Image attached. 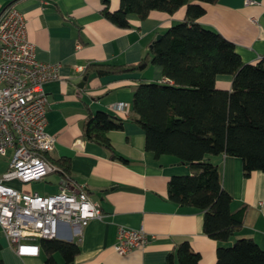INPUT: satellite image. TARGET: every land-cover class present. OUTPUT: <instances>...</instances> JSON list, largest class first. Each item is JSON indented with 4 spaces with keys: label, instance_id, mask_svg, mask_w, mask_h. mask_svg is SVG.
<instances>
[{
    "label": "crops",
    "instance_id": "0c3cea01",
    "mask_svg": "<svg viewBox=\"0 0 264 264\" xmlns=\"http://www.w3.org/2000/svg\"><path fill=\"white\" fill-rule=\"evenodd\" d=\"M103 1L0 0V14L14 5L26 20L35 58L58 65V79L44 85L48 98L45 132L55 138L48 160H68L70 177L86 186L101 214L82 229L79 243L64 240L78 247L72 264H167L182 242L199 254L200 264H215L217 244L202 232V213L167 198L170 177L189 175V166L171 156L156 158L145 150L144 132L131 120L135 87L166 83L161 69L148 65L140 71L119 69L118 73L102 74L96 67L86 70L90 66L136 65L158 35L184 19L185 7L172 15L153 11L143 20L132 15L129 27L122 29L102 16ZM106 1L111 11L118 9L119 0ZM247 1L204 4L205 13L197 23L231 41L242 61L254 64L264 57V0H252L256 4L250 5ZM215 87L230 91L231 77L218 76ZM120 102L127 104L128 112L113 110ZM97 111L124 121L122 130L108 132L107 138L113 152L126 162L113 160L107 149L82 138L86 116ZM206 159L218 168L222 188L232 197L231 210L246 208L242 228L227 245L245 238L264 250V173L255 171L244 177L241 160L235 157ZM4 169L5 163L0 162V171ZM41 183L57 185V193L60 176L51 174ZM119 227L144 230L149 244L126 255L116 254L112 246ZM53 256L56 264H65L59 253ZM45 258L40 245L36 257L16 255L0 229L3 264H43Z\"/></svg>",
    "mask_w": 264,
    "mask_h": 264
},
{
    "label": "trees",
    "instance_id": "16d2710c",
    "mask_svg": "<svg viewBox=\"0 0 264 264\" xmlns=\"http://www.w3.org/2000/svg\"><path fill=\"white\" fill-rule=\"evenodd\" d=\"M217 2L119 0L118 9L111 11L104 0L102 16L122 29L129 27L132 15L143 20L150 12L172 15L182 7L185 15L151 42L136 65L86 70L96 67L102 74L140 71L148 65L161 69L166 83L135 87L131 120L144 132L145 150L156 158L171 156L189 166V175L168 180V200L202 213V232L217 244L215 264H264V250L252 239L227 245L242 228L246 208L231 210L232 197L222 188L218 168L206 159L235 157L241 160L244 177L255 171L264 173V57L254 64L244 63L231 41L197 23L205 13L203 5ZM220 75L231 77L230 91L215 87ZM123 124L103 111L89 113L82 124V138L107 149L113 160L126 162L113 152L107 138L108 132L122 130ZM52 163L69 175L68 160ZM39 245L46 254L43 264H56L55 253L65 264H72L79 251L75 243L62 240L40 239ZM167 264H200V256L188 242H182Z\"/></svg>",
    "mask_w": 264,
    "mask_h": 264
},
{
    "label": "built area",
    "instance_id": "2783aa9c",
    "mask_svg": "<svg viewBox=\"0 0 264 264\" xmlns=\"http://www.w3.org/2000/svg\"><path fill=\"white\" fill-rule=\"evenodd\" d=\"M58 77V65L35 58L26 20L14 5L7 6L0 14V162L5 163L0 172V229L20 257L38 256L40 239H70L77 244L82 229L101 218L86 186L48 160L55 138L45 132L44 85ZM113 110L125 113L128 106L120 102ZM51 174L61 180L52 195L21 192L9 185L44 182ZM148 244L144 230L119 227L112 249L126 255Z\"/></svg>",
    "mask_w": 264,
    "mask_h": 264
},
{
    "label": "rangeland",
    "instance_id": "374dc122",
    "mask_svg": "<svg viewBox=\"0 0 264 264\" xmlns=\"http://www.w3.org/2000/svg\"><path fill=\"white\" fill-rule=\"evenodd\" d=\"M1 172V171H0ZM54 179H56V177H54ZM10 186L18 189L21 192H26V193H32V192H38L41 195H52L55 194L57 191V185L55 186L47 183H30V184H25V185H21L15 182H10L9 183Z\"/></svg>",
    "mask_w": 264,
    "mask_h": 264
},
{
    "label": "water",
    "instance_id": "95a60500",
    "mask_svg": "<svg viewBox=\"0 0 264 264\" xmlns=\"http://www.w3.org/2000/svg\"><path fill=\"white\" fill-rule=\"evenodd\" d=\"M159 37H160V35H158L155 40L159 39Z\"/></svg>",
    "mask_w": 264,
    "mask_h": 264
}]
</instances>
